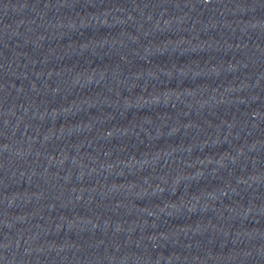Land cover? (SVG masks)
Returning <instances> with one entry per match:
<instances>
[{
    "label": "water",
    "instance_id": "95a60500",
    "mask_svg": "<svg viewBox=\"0 0 264 264\" xmlns=\"http://www.w3.org/2000/svg\"><path fill=\"white\" fill-rule=\"evenodd\" d=\"M0 264H264V0H0Z\"/></svg>",
    "mask_w": 264,
    "mask_h": 264
}]
</instances>
